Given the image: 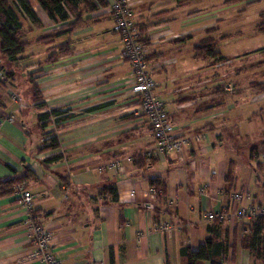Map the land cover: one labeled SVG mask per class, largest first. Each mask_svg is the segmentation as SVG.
Returning a JSON list of instances; mask_svg holds the SVG:
<instances>
[{"label": "crops", "instance_id": "obj_1", "mask_svg": "<svg viewBox=\"0 0 264 264\" xmlns=\"http://www.w3.org/2000/svg\"><path fill=\"white\" fill-rule=\"evenodd\" d=\"M30 1L42 26L25 19L23 31L31 37L25 38L24 51L11 63L0 54V65L7 73L0 82V181L31 171L32 176L23 181L33 194L39 222L52 234L50 247L59 264H181L180 248H197L208 235L212 220L204 219L203 211L228 206L235 191L245 194L243 204L264 203V89L254 85L264 81V47L246 56L252 77L258 79L245 80L250 102L244 110L236 95L244 73L231 69L232 58L219 50L228 35H219L218 41L212 35L224 61L193 56L195 35L202 41L209 31L217 34L215 11H194L189 6L194 0L181 4L132 0L133 18L148 40L150 74L157 82L153 91L164 99L178 130L205 134L203 141L183 147L181 160L170 155L148 162L154 138L130 91L127 80L133 76L132 68L120 57L121 41L113 31L108 6L83 14L92 18L70 34L71 52L46 62L53 45L68 35L50 43L41 37L63 29L68 21L50 19ZM188 44L192 49L185 52ZM196 60L203 62L197 69L192 68ZM163 75L169 82L161 87ZM31 79L40 90L43 109L35 106ZM53 108L76 116L62 124L50 120L44 136L36 115ZM259 130L262 138L256 139L253 133ZM50 131L59 138V148L39 151ZM231 134L236 144L227 150L233 156L225 158L223 143ZM57 153L62 156L44 161ZM214 153L219 165L211 162ZM140 157L147 163L136 164ZM113 159L121 161V172L98 171ZM154 176L163 181L164 192L154 199L153 209L146 204L151 201L149 179ZM109 184L116 187L117 201L101 193ZM173 197H177L175 204L169 203ZM24 217L15 189L0 197V264H41L30 256ZM159 221L171 223L173 231L156 230ZM221 221L220 238L226 240L227 251L219 264H253L250 250L242 243L248 232L245 222L232 217Z\"/></svg>", "mask_w": 264, "mask_h": 264}, {"label": "trees", "instance_id": "obj_2", "mask_svg": "<svg viewBox=\"0 0 264 264\" xmlns=\"http://www.w3.org/2000/svg\"><path fill=\"white\" fill-rule=\"evenodd\" d=\"M41 8L46 12L48 17L52 20L60 19L68 22L62 26L60 30H54L53 32L41 37L45 43H50L61 34L66 33L68 38L65 41L53 45V49L48 53L45 58L46 62H53L59 56L71 52L70 46V34L80 26L84 21L92 18L85 17L83 14L91 13L100 7H107L108 0H34ZM192 0H176L177 4L188 2ZM241 0H224L225 4H231ZM24 16L35 27H41L42 23L37 16L33 5L30 0H0V54L3 56L6 62L11 63L18 59L19 54L24 51L27 41L25 40L26 34L23 31L20 16ZM256 29L259 32H264V12L260 13V21L256 24ZM210 32V31H209ZM141 33L143 35V41L148 42L145 34V29L142 27ZM264 49V48H262ZM193 56L196 59H205L213 62L224 61L225 57L221 56L216 50V40L214 37H205L198 44L193 46ZM5 78L7 77L6 70L2 65ZM5 80V79H4ZM3 80V81H4ZM0 81V82H3ZM32 89V98L36 102L38 109H43L45 103L42 101L40 90L34 83L33 79L30 80ZM254 85L261 86L264 89V81H257ZM76 116L74 113H68L67 110H61L57 108L45 110L39 112L36 115L37 128L42 135L48 133L43 130L50 120H53L57 124H62L64 121L72 119ZM60 140L54 132L50 131V135L43 140L42 146H39V151L54 150L59 148ZM62 156V153L53 154L45 158V162L54 161ZM148 156V155H147ZM148 162L152 158L148 156ZM136 164L147 163L144 157H140L134 160ZM32 176L31 171L25 170L23 175H15L5 180L0 181V197L6 194H10L14 191L15 185L24 178ZM151 187L157 191V196L164 192V184L160 177L154 176L149 179ZM102 194H108L111 201H117L118 195L116 187L112 184L104 186L101 190ZM155 208V207H154ZM153 208V209H154ZM160 222V221H159ZM219 219H213L212 224L207 226L208 235L197 248H192L189 245H185L180 248L181 264H199L201 261H209L210 264H219L223 261L225 253L227 251V243L225 239L220 238L221 223ZM244 226L248 227V232L243 235V246L248 248L253 258V264L255 261H262L264 263V216H255L251 219H246ZM112 251V247H110Z\"/></svg>", "mask_w": 264, "mask_h": 264}, {"label": "built area", "instance_id": "obj_3", "mask_svg": "<svg viewBox=\"0 0 264 264\" xmlns=\"http://www.w3.org/2000/svg\"><path fill=\"white\" fill-rule=\"evenodd\" d=\"M107 11L113 21V31L121 41L120 57L126 60L132 68L133 76L127 80L130 91L137 98V106L140 111L148 119L154 138L153 147L147 152V155L151 157L170 155L182 157L183 147L201 141L205 138V134L195 132L189 135L178 130L169 117L164 102L153 91L157 82L150 74V50L147 43L143 41L142 26L133 18L132 0H110ZM4 79V71L0 68V81ZM226 88L231 89V86L228 85ZM104 169L118 173L123 170V166L119 159H113L99 167L98 171L101 172ZM14 189L18 201L25 211L23 226L32 246L30 256L37 258L41 264H59L50 247L52 234L46 226L39 222L34 212L33 194L27 189L25 181L17 183ZM129 195L132 196L133 191ZM149 195L151 201L146 205L148 208H154L156 189L151 187ZM244 197L245 194L240 191L232 192L228 206H223L216 211H203L202 216L207 220L238 218L241 223H244L245 219L264 216V203L243 204ZM176 202L177 197H173L169 201L171 204ZM155 228L160 232L170 234L174 226L169 222L160 221L156 223Z\"/></svg>", "mask_w": 264, "mask_h": 264}, {"label": "rangeland", "instance_id": "obj_4", "mask_svg": "<svg viewBox=\"0 0 264 264\" xmlns=\"http://www.w3.org/2000/svg\"><path fill=\"white\" fill-rule=\"evenodd\" d=\"M223 2H224L223 0H194L190 2L189 6L194 11L203 10V12H208L211 10V11H215L216 14L218 15V18L214 20L215 24H217L216 27L218 26L217 34L213 32H209L210 34L208 36L209 37H212V35L214 37L217 36V41H218L219 35L221 34L228 35L229 40H227L226 42L220 41L219 50L222 52H226L225 54L229 55L232 58V64L229 65L231 69L238 70L239 73H244L241 80L242 81L241 91L237 92L236 95L240 98L244 110H247V108L249 107V104L247 105V103L250 102L248 100V97L250 96L249 95L250 89L245 87L244 85L245 80H252L258 78L257 76L252 77L253 75L251 74L250 67L247 64L246 56L254 49L264 47V33H260L255 30L256 23L260 21V13L264 11V0H241L231 4H225ZM20 21L21 23L25 22L24 16L22 15L20 16ZM25 28L27 27L25 26ZM29 37H31V34L26 36L25 38L28 39ZM199 42H200V38L197 35H195V39L193 43L197 44ZM191 49H192L191 44H188L184 47L185 52L190 51ZM198 63L202 64L203 62L202 60L193 61L192 65L194 66L192 68L197 69L199 67ZM183 64L185 66L186 64H189V62ZM153 76L155 78V75ZM246 76H250V77L246 78ZM161 78L165 80L164 83L163 82L161 83L162 84L161 87H164L165 84H168L167 82L169 81H166L164 75ZM253 107H255V105H253ZM236 130L238 132L237 128ZM253 134L256 139L262 138L261 130H259L258 132H254ZM233 135L234 134H231V136L228 137V140L224 139L223 153L225 154V158L226 156L227 157L233 156L231 152H228L229 150H231L230 148L231 144H236L235 141H232L234 138ZM242 139L244 143L246 139L245 138ZM203 140L204 139H202V141ZM216 153L219 154V152ZM216 153L212 155L211 162L215 163L216 165H219L218 162L219 157ZM208 154L203 156L206 157ZM178 158L180 160L182 159L181 156ZM183 164H184L183 162H179V166L181 167V169L183 167Z\"/></svg>", "mask_w": 264, "mask_h": 264}]
</instances>
